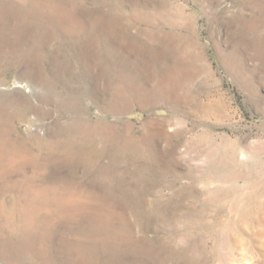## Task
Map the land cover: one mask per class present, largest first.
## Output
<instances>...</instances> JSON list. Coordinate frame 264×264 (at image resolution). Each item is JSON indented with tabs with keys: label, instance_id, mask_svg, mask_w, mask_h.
<instances>
[{
	"label": "rangeland",
	"instance_id": "obj_1",
	"mask_svg": "<svg viewBox=\"0 0 264 264\" xmlns=\"http://www.w3.org/2000/svg\"><path fill=\"white\" fill-rule=\"evenodd\" d=\"M0 264H264V0H0Z\"/></svg>",
	"mask_w": 264,
	"mask_h": 264
}]
</instances>
